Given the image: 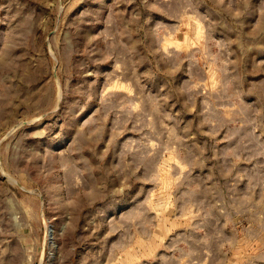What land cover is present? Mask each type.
Here are the masks:
<instances>
[{"label":"rangeland","instance_id":"374dc122","mask_svg":"<svg viewBox=\"0 0 264 264\" xmlns=\"http://www.w3.org/2000/svg\"><path fill=\"white\" fill-rule=\"evenodd\" d=\"M0 164V264H264V0H0Z\"/></svg>","mask_w":264,"mask_h":264},{"label":"water","instance_id":"95a60500","mask_svg":"<svg viewBox=\"0 0 264 264\" xmlns=\"http://www.w3.org/2000/svg\"><path fill=\"white\" fill-rule=\"evenodd\" d=\"M54 76H55L56 79L58 78L55 71H54ZM0 170H1V172L3 171L2 167H1V164H0Z\"/></svg>","mask_w":264,"mask_h":264},{"label":"bare ground","instance_id":"6f19581e","mask_svg":"<svg viewBox=\"0 0 264 264\" xmlns=\"http://www.w3.org/2000/svg\"><path fill=\"white\" fill-rule=\"evenodd\" d=\"M6 173V172H5ZM7 177H10V176H8V174H7ZM15 180V179H14Z\"/></svg>","mask_w":264,"mask_h":264}]
</instances>
